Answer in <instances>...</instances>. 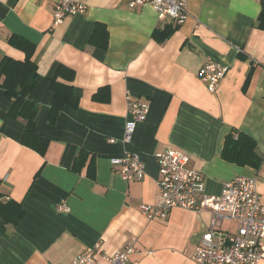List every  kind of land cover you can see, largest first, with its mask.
Listing matches in <instances>:
<instances>
[{
  "label": "crops",
  "instance_id": "1",
  "mask_svg": "<svg viewBox=\"0 0 264 264\" xmlns=\"http://www.w3.org/2000/svg\"><path fill=\"white\" fill-rule=\"evenodd\" d=\"M76 1L85 12L55 25L59 0H0V60H24L12 37L34 46L38 76L29 99L39 106L35 131L48 140L42 156L21 144L24 122L8 115L11 100L0 88V196L25 211L16 228L0 230V264H69L86 250L104 263L130 242L136 252L128 264H192L210 214L175 208L162 221L139 208L157 201L155 154L168 149L188 157L207 195L219 196L234 178H254L264 205V31L257 26L264 0H188L189 18L178 26L132 0ZM168 25L176 29L157 41L153 32ZM207 61L226 68L214 94L198 76ZM54 80L73 87L78 102L52 123ZM128 96L149 113L130 144H111L123 137ZM231 132L254 140L257 168L221 158ZM131 153L145 174L124 182L110 159Z\"/></svg>",
  "mask_w": 264,
  "mask_h": 264
},
{
  "label": "built area",
  "instance_id": "2",
  "mask_svg": "<svg viewBox=\"0 0 264 264\" xmlns=\"http://www.w3.org/2000/svg\"><path fill=\"white\" fill-rule=\"evenodd\" d=\"M150 5L161 20L174 25L183 24L188 18V0H132L130 6ZM85 5L76 0H59L54 8V24L58 25L66 16L85 12ZM226 68L214 61H207L198 71L199 79L206 83L209 93L214 94ZM129 120L124 125L123 137L110 139L116 144H130L136 125L146 120L149 106L145 102L127 97ZM159 178L158 197L154 205H140L142 215L151 220L164 221L168 212L175 208L201 214H210L207 231L192 252V264H258L264 261V205L257 191L256 179L237 177L223 184L219 196H209L199 171L186 167L188 157L178 150L168 149L156 153ZM118 166L119 176L124 182L140 181L145 166L138 155L131 153L122 158L110 159ZM58 210L68 212L66 207ZM225 225H234L235 232H222ZM136 252L133 242L97 261L93 250H86L69 264H128L129 256Z\"/></svg>",
  "mask_w": 264,
  "mask_h": 264
},
{
  "label": "trees",
  "instance_id": "3",
  "mask_svg": "<svg viewBox=\"0 0 264 264\" xmlns=\"http://www.w3.org/2000/svg\"><path fill=\"white\" fill-rule=\"evenodd\" d=\"M257 26L264 31V3L257 19ZM177 26V25H175ZM176 29L171 25L162 31H154L153 37L163 42ZM10 44L24 53V60L17 61L8 57L0 60V88L6 98L11 100L8 115L11 118L24 122L25 130L21 144L37 152L41 156L45 154L48 140L38 135L35 131V121L39 106L29 99V95L35 87L37 79L36 65L32 61L35 48L27 41L10 38ZM63 70H59L61 74ZM53 94V102L50 109L49 120L54 122L58 113L65 105L76 107L78 98L74 95L73 87L58 83L56 80L50 84ZM255 142L252 138L242 133H229L224 142L221 158L237 166H251L257 168L260 159L255 154ZM25 217V211L21 203L12 199H3L0 196V230L7 227L16 228Z\"/></svg>",
  "mask_w": 264,
  "mask_h": 264
}]
</instances>
